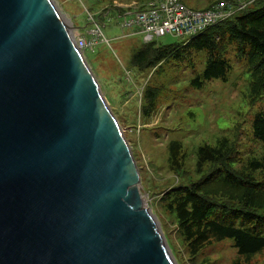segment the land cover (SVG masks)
I'll return each instance as SVG.
<instances>
[{"label": "water", "instance_id": "1", "mask_svg": "<svg viewBox=\"0 0 264 264\" xmlns=\"http://www.w3.org/2000/svg\"><path fill=\"white\" fill-rule=\"evenodd\" d=\"M52 0H0V264H178Z\"/></svg>", "mask_w": 264, "mask_h": 264}, {"label": "rangeland", "instance_id": "2", "mask_svg": "<svg viewBox=\"0 0 264 264\" xmlns=\"http://www.w3.org/2000/svg\"><path fill=\"white\" fill-rule=\"evenodd\" d=\"M181 1L193 9H203L213 2ZM244 1L247 9L257 7L251 0ZM52 2L67 26H70V19L78 32L90 37L87 32L94 28L95 23L101 27L102 35L95 36L97 41L93 49L85 48L82 54L129 145L139 172L144 205L156 215L170 239L176 262L202 264L208 259L210 264H231L236 248L229 238L206 245L189 260L176 234L173 218L160 207L158 199L170 186L187 184L201 177L202 173L195 170V164L196 150L203 143L213 145L222 136L234 142L238 158L234 168H242L253 157H264L261 142L252 134V121L264 109V97L253 104L249 102L245 62L236 58L232 46L228 47L226 57L232 68L227 80L213 78L195 87L191 81L204 70L206 50H190L181 59L169 57L157 67L138 69L131 64L134 53L149 42L134 25L120 28L121 22L131 17L132 20L134 12L144 9L137 1L132 6L129 4L131 0ZM131 12L132 15H127ZM241 14L242 11L237 12V15ZM189 38L187 36L186 39ZM186 39L167 34L153 37L150 42L175 44ZM147 87L155 91V109L144 116L142 108L147 101L145 105L143 96ZM172 140L182 144V167L176 171L171 170L168 164V144ZM261 173H264V168L256 171L259 177L263 176ZM250 264H264V250L257 253Z\"/></svg>", "mask_w": 264, "mask_h": 264}, {"label": "trees", "instance_id": "3", "mask_svg": "<svg viewBox=\"0 0 264 264\" xmlns=\"http://www.w3.org/2000/svg\"><path fill=\"white\" fill-rule=\"evenodd\" d=\"M218 1L221 0H213L208 7ZM252 2L257 4L255 9L245 6L240 10L241 15L236 12L184 41L146 42L134 53L131 64L138 69L157 67L169 57L181 59L190 50H206L204 70L191 81L193 86L200 87L204 80H227L232 65L226 54L232 46L236 58L245 62L248 100L255 103L264 97V0ZM143 98L147 105L142 112L148 116L155 109V91L144 88ZM252 134L264 151V109L253 118ZM181 147L179 141L172 140L168 144V164L173 171L182 167ZM237 160L235 143L227 137L217 138L213 145L203 143L196 150L195 164L201 177L187 184L170 186L158 199L160 207L173 218L176 234L189 260L206 245L225 238L231 239L236 248L231 264H250L252 258L264 250V173L262 177L256 174L264 168V157H253L242 168H234ZM165 236L171 248L170 239ZM210 263L208 259L202 262Z\"/></svg>", "mask_w": 264, "mask_h": 264}, {"label": "built area", "instance_id": "4", "mask_svg": "<svg viewBox=\"0 0 264 264\" xmlns=\"http://www.w3.org/2000/svg\"><path fill=\"white\" fill-rule=\"evenodd\" d=\"M246 5L244 0H222L207 8L193 9L181 0H149L143 10L133 13L130 24L136 26L149 41L167 34L191 37L244 9ZM92 33L101 35L99 26L96 25ZM74 41L81 51L92 49L96 44V39L88 40L80 35H76Z\"/></svg>", "mask_w": 264, "mask_h": 264}, {"label": "crops", "instance_id": "5", "mask_svg": "<svg viewBox=\"0 0 264 264\" xmlns=\"http://www.w3.org/2000/svg\"><path fill=\"white\" fill-rule=\"evenodd\" d=\"M147 1H149V0H146V1L142 2V3H140V2H137V3H138L139 5L144 6L145 3H146ZM135 2H136L135 0H131V2H130L129 4L132 6V4H134ZM133 10H134V9H133ZM130 14L132 15V12H131V13H127V15H130ZM120 15H122V12H121ZM68 18H69V17H68ZM131 18H132V17H131ZM131 18H129V19H127V20L121 22V23H120V28H121V29H124V28L127 27V26H132V25L130 24V21H131L130 19H131ZM129 20H130V21H129ZM69 23L72 24V23L70 22V19H69ZM132 27H133V26H132ZM75 28H76V27H75ZM127 28H128V27H127ZM75 31H76V34H78V35H83V36L85 35V34L82 33V32H78V31H77V28H76ZM90 31H91V29H90ZM90 31H88L87 33H88V34H91ZM138 31L140 32L139 29H138ZM85 36H86V38L88 37L87 34H86ZM93 37H94L93 34H91L90 37H88L87 39H90V38H93ZM185 39H186V38H185ZM87 50H92V49L88 48Z\"/></svg>", "mask_w": 264, "mask_h": 264}, {"label": "bare ground", "instance_id": "6", "mask_svg": "<svg viewBox=\"0 0 264 264\" xmlns=\"http://www.w3.org/2000/svg\"><path fill=\"white\" fill-rule=\"evenodd\" d=\"M178 37H179V36H178ZM180 37H181V36H180ZM180 37H179V38H180Z\"/></svg>", "mask_w": 264, "mask_h": 264}]
</instances>
